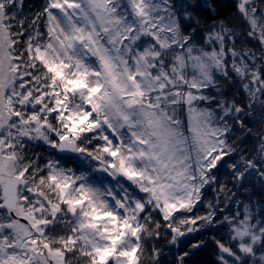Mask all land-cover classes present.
Wrapping results in <instances>:
<instances>
[{"label": "snow or ice", "instance_id": "snow-or-ice-1", "mask_svg": "<svg viewBox=\"0 0 264 264\" xmlns=\"http://www.w3.org/2000/svg\"><path fill=\"white\" fill-rule=\"evenodd\" d=\"M217 7L0 0V264H159L162 233L213 227L217 264H264V0H237L241 27ZM237 132L254 155L231 159ZM220 168L260 200L191 215Z\"/></svg>", "mask_w": 264, "mask_h": 264}, {"label": "trees", "instance_id": "trees-1", "mask_svg": "<svg viewBox=\"0 0 264 264\" xmlns=\"http://www.w3.org/2000/svg\"><path fill=\"white\" fill-rule=\"evenodd\" d=\"M41 3L42 0H26V4H30L34 7H38ZM215 4L218 6V19H225L237 27L243 26V20L236 10L237 0H215ZM248 43L250 45L255 44L254 41H249ZM249 126L253 127L254 132L260 130L258 119L250 123ZM236 135L240 137L235 142L237 153H235L231 159H238L241 153L246 157L254 155L257 146V137L241 135L239 132H237ZM34 151L42 156L48 155L42 147H37ZM229 162H231V160ZM70 166L75 167V165ZM222 185H226L227 189H230V199H225V193L220 191ZM253 191L256 193L261 191L259 178L255 174L249 176L245 181H234L230 169L220 168L217 172V182L203 189V199L191 215H206L210 211L208 208L209 203L213 204L215 209L218 210L216 213L217 218H222L225 215L231 216L237 211L242 213L243 205L249 203V197L252 196ZM231 193H234V195H231ZM138 195L143 194L138 193ZM252 199L258 202L260 197L259 195L252 196ZM227 231V228L224 227L203 229L199 232L182 237L178 246L169 244L168 241L170 236L162 233L161 238L152 243L161 251L159 264H177L178 256L181 255L183 251L190 250L191 244L204 241V246L199 249L193 257L192 264H217L218 250L216 245L212 243V237L215 236L217 239L226 238ZM147 264H152V262L149 260Z\"/></svg>", "mask_w": 264, "mask_h": 264}, {"label": "rangeland", "instance_id": "rangeland-1", "mask_svg": "<svg viewBox=\"0 0 264 264\" xmlns=\"http://www.w3.org/2000/svg\"><path fill=\"white\" fill-rule=\"evenodd\" d=\"M93 163H95V162H93ZM95 175H97V176H103L105 178V183H108L109 181H111V178L110 177H107L106 174L96 173ZM113 183H114V181H113ZM137 195H138V192H137Z\"/></svg>", "mask_w": 264, "mask_h": 264}]
</instances>
